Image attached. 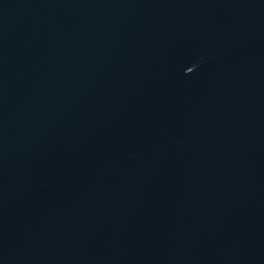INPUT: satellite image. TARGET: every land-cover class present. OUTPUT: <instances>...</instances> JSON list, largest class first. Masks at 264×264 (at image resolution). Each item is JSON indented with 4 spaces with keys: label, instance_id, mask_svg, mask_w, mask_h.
Listing matches in <instances>:
<instances>
[{
    "label": "water",
    "instance_id": "obj_1",
    "mask_svg": "<svg viewBox=\"0 0 264 264\" xmlns=\"http://www.w3.org/2000/svg\"><path fill=\"white\" fill-rule=\"evenodd\" d=\"M0 264H264V0H0Z\"/></svg>",
    "mask_w": 264,
    "mask_h": 264
}]
</instances>
